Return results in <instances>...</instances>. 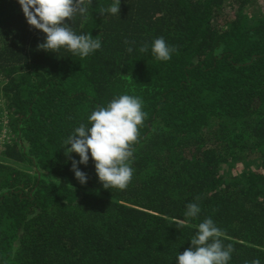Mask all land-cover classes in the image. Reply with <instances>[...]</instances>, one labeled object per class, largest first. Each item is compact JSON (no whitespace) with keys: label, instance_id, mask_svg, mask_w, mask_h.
Masks as SVG:
<instances>
[{"label":"trees","instance_id":"obj_1","mask_svg":"<svg viewBox=\"0 0 264 264\" xmlns=\"http://www.w3.org/2000/svg\"><path fill=\"white\" fill-rule=\"evenodd\" d=\"M113 3L67 21L101 41L81 59L38 50L45 34L0 0V130L13 135L0 144V264H176L206 218L234 247L228 264H264V0H121L100 13ZM160 37L176 49L167 61L151 52ZM124 94L146 113L132 180L104 189L89 153L82 185L64 141ZM193 202L200 213L185 217Z\"/></svg>","mask_w":264,"mask_h":264},{"label":"clouds","instance_id":"obj_2","mask_svg":"<svg viewBox=\"0 0 264 264\" xmlns=\"http://www.w3.org/2000/svg\"><path fill=\"white\" fill-rule=\"evenodd\" d=\"M18 3L28 25L46 36L42 43H38V50L56 53L64 48L83 59L101 48L99 39H94L90 33L76 34L67 23L77 15L85 17L92 0H18ZM120 3L121 0H114L110 7L102 8L100 13L119 14ZM124 42L126 45L135 43L128 40ZM126 51L132 53L133 47H127ZM139 51L147 52L148 45H141ZM174 51L175 47L168 46L163 37L152 42L151 52L158 61L171 59ZM145 117L142 100L127 94L115 97L106 106H98L92 111L88 116V124L81 123L64 141L65 155L71 159V170L75 178L82 185L87 182V174L78 165H87L90 153L103 188L126 189L134 171L130 166L133 145L138 142L139 129L143 126ZM73 152L80 157L78 161L71 157ZM186 207L184 215L188 218L197 217L201 211L194 202ZM222 237V230L211 218H206L197 225V231L190 239L191 247L178 253L176 264H228L234 247L232 244L225 245ZM245 264L261 262L257 258L245 261Z\"/></svg>","mask_w":264,"mask_h":264},{"label":"rangeland","instance_id":"obj_3","mask_svg":"<svg viewBox=\"0 0 264 264\" xmlns=\"http://www.w3.org/2000/svg\"><path fill=\"white\" fill-rule=\"evenodd\" d=\"M1 105L4 106L3 103H1ZM4 123H5L6 125L2 128V130H0V144H1L6 138H12V137H13V135L8 136L9 132H8V128H7V121H5ZM19 166L24 167V169L27 168L28 170H32L31 168L26 167L25 165H19ZM237 166H238V165H237ZM237 166H236V167H237ZM236 169H237V168H236ZM239 170H240V169H239ZM239 170H235L234 173H237Z\"/></svg>","mask_w":264,"mask_h":264}]
</instances>
